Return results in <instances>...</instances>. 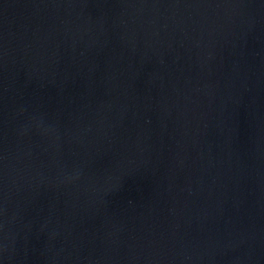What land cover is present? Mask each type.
Wrapping results in <instances>:
<instances>
[{"label": "water", "instance_id": "water-1", "mask_svg": "<svg viewBox=\"0 0 264 264\" xmlns=\"http://www.w3.org/2000/svg\"><path fill=\"white\" fill-rule=\"evenodd\" d=\"M0 264H264V0H0Z\"/></svg>", "mask_w": 264, "mask_h": 264}]
</instances>
